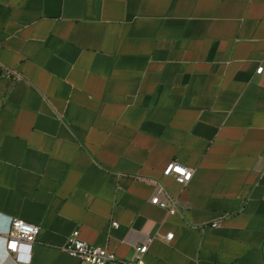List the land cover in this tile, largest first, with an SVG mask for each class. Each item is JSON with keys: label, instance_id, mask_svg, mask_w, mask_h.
I'll return each mask as SVG.
<instances>
[{"label": "crops", "instance_id": "crops-1", "mask_svg": "<svg viewBox=\"0 0 264 264\" xmlns=\"http://www.w3.org/2000/svg\"><path fill=\"white\" fill-rule=\"evenodd\" d=\"M260 66L264 0H0V264L13 218L41 228L29 264H79L76 229L122 260L264 264Z\"/></svg>", "mask_w": 264, "mask_h": 264}, {"label": "built area", "instance_id": "built-area-1", "mask_svg": "<svg viewBox=\"0 0 264 264\" xmlns=\"http://www.w3.org/2000/svg\"><path fill=\"white\" fill-rule=\"evenodd\" d=\"M264 67L258 68V73H262ZM195 169L174 160L168 164L164 174L174 177L180 184L186 186L193 178ZM166 190L163 186H158L157 193L152 197V203L175 212L178 209V200L164 198ZM113 226H119L118 222H113ZM213 226H218L215 222ZM40 226L21 218H13L7 234L6 248L9 256L14 257L20 264H29L32 258V251L40 233ZM174 233L167 234V240H172ZM150 239L149 241H151ZM71 256L80 260L79 264H147L145 256L149 249V243L142 244L136 248V255L132 259L122 260L106 248L95 246L84 240L80 235V230L76 229L70 235L67 243L63 247Z\"/></svg>", "mask_w": 264, "mask_h": 264}]
</instances>
